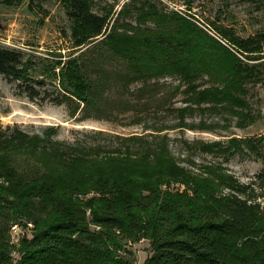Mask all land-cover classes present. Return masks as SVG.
I'll use <instances>...</instances> for the list:
<instances>
[{
	"label": "trees",
	"instance_id": "1",
	"mask_svg": "<svg viewBox=\"0 0 264 264\" xmlns=\"http://www.w3.org/2000/svg\"><path fill=\"white\" fill-rule=\"evenodd\" d=\"M61 1L73 23L75 46L104 36L99 41L128 65L130 73L119 75L126 84L176 75L189 86L185 103L222 101L229 97L227 88L200 90L194 84L207 65L202 58L214 55L229 59L227 78L237 82L258 78L254 66L178 14L153 12L150 5L139 8L138 21L154 18L157 32L143 26L135 31L141 36H133L116 32L113 26L106 32L112 5L98 14L91 0ZM172 22L170 32L166 25ZM128 27L130 31L132 26ZM221 35L247 58L264 51V31L248 37ZM22 55L0 46V74L16 81L18 92L29 100L94 101L91 82L77 57L54 73L59 89L54 95L44 79L32 77L30 61ZM177 109L182 115L189 107ZM56 132L51 124L33 130L0 125V264H129L116 257V234L153 239V252L141 264H264V166L247 183L222 177L226 194L217 193L208 180L203 193L185 198L158 193V182L165 179L198 178L193 173L184 177L166 155H172L167 139L157 145L154 141L158 149L147 147L135 159L128 149L126 156L105 153L93 163L77 143L56 138ZM164 158L170 161L162 162ZM81 159L82 171L76 170ZM17 221L33 225L34 232L21 238L14 263L11 227Z\"/></svg>",
	"mask_w": 264,
	"mask_h": 264
},
{
	"label": "rangeland",
	"instance_id": "2",
	"mask_svg": "<svg viewBox=\"0 0 264 264\" xmlns=\"http://www.w3.org/2000/svg\"><path fill=\"white\" fill-rule=\"evenodd\" d=\"M91 1L92 10L98 14L104 13L103 7L113 6L107 33L112 26L116 32L126 31L133 36H141L135 31L143 26L157 32L154 18L146 17L143 22L136 18L139 8L149 5L153 12L187 18L233 50L240 60L254 66L258 78L233 81L226 75L229 59L220 55L202 58L207 65L194 80L195 88H227L229 97L216 102L185 103L189 86L176 75L159 74L126 84L119 75L130 73L128 65L99 41L104 36L75 46L73 23L61 0H0V46L21 51L30 61L32 77L44 79L45 87L54 95L59 90L54 73L59 74L69 59L77 57L94 95V101L87 104L75 99L62 104L31 101L18 92L16 81L9 82L0 74V125L33 130L51 124L57 128L56 138L77 143L80 152L85 156L87 153L93 163L105 153L124 152L126 156L128 149L135 159L147 147L158 149L154 141L157 145L167 139L172 155H166L184 177L193 173L198 178L165 179L158 182V193L192 198L203 193L206 181L212 180L217 193L226 194L222 177L230 176L240 183L253 179L264 166V51L247 58L230 47L221 34L248 37L264 31V0ZM174 25L172 22L166 26L171 32ZM128 26L133 29L128 31ZM178 107L189 109L180 115ZM176 121H182L183 126H176ZM82 162L77 161L76 170L82 171ZM14 225L15 263L20 256L21 238L30 237L34 227L20 221ZM115 246L116 257L129 264H141L153 252L154 244L149 236L137 239L116 234Z\"/></svg>",
	"mask_w": 264,
	"mask_h": 264
},
{
	"label": "built area",
	"instance_id": "3",
	"mask_svg": "<svg viewBox=\"0 0 264 264\" xmlns=\"http://www.w3.org/2000/svg\"><path fill=\"white\" fill-rule=\"evenodd\" d=\"M14 227H15V225H13L12 227H11V241H13L14 240V236H13V229H14Z\"/></svg>",
	"mask_w": 264,
	"mask_h": 264
}]
</instances>
